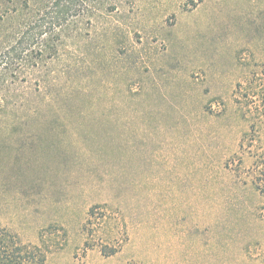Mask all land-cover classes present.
<instances>
[{
    "label": "rangeland",
    "instance_id": "374dc122",
    "mask_svg": "<svg viewBox=\"0 0 264 264\" xmlns=\"http://www.w3.org/2000/svg\"><path fill=\"white\" fill-rule=\"evenodd\" d=\"M94 22L5 105L0 264H264V0Z\"/></svg>",
    "mask_w": 264,
    "mask_h": 264
},
{
    "label": "trees",
    "instance_id": "16d2710c",
    "mask_svg": "<svg viewBox=\"0 0 264 264\" xmlns=\"http://www.w3.org/2000/svg\"><path fill=\"white\" fill-rule=\"evenodd\" d=\"M137 2L138 0H0V121L5 105L12 101L13 91L17 90L22 74L37 75L46 72L49 63L52 65L59 58L64 40L81 35L80 25L85 20L95 23L99 13L111 14L121 8L134 7ZM244 144L243 140L242 146ZM255 166L263 177L256 184L261 189L264 163L257 161Z\"/></svg>",
    "mask_w": 264,
    "mask_h": 264
}]
</instances>
